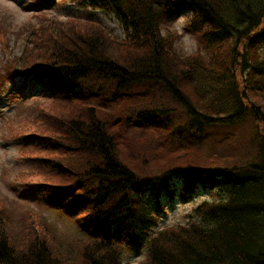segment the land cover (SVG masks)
<instances>
[{"label": "trees", "instance_id": "16d2710c", "mask_svg": "<svg viewBox=\"0 0 264 264\" xmlns=\"http://www.w3.org/2000/svg\"><path fill=\"white\" fill-rule=\"evenodd\" d=\"M89 2L125 36L90 18L48 17L41 0L30 45L0 69V90L31 75L61 98L100 99L37 105L28 132L44 157V201L55 198L85 233L83 262L123 264L118 244L145 243L141 264H264V0ZM184 6L201 48L185 56L163 27ZM108 83L125 100L115 112L103 105L115 102L102 91ZM137 127L140 135L128 131ZM174 177L190 192L208 186L214 198L150 235ZM21 219L16 238L0 214V264H69L39 217Z\"/></svg>", "mask_w": 264, "mask_h": 264}, {"label": "rangeland", "instance_id": "374dc122", "mask_svg": "<svg viewBox=\"0 0 264 264\" xmlns=\"http://www.w3.org/2000/svg\"><path fill=\"white\" fill-rule=\"evenodd\" d=\"M49 2V8L44 11L48 17L60 20L69 17L90 18L99 22L115 37L125 36L117 18L106 10L91 6L89 0H50ZM35 9V0H0V36L5 38L13 56H21L24 46H29L31 43L26 35L29 36L31 26H38L39 18L33 13ZM191 17L192 10L188 6L179 7L163 26L177 35L175 49L183 56L201 50L197 36L186 27ZM257 45L264 55V42L260 39ZM5 58L1 49V69ZM19 81L18 79L16 82ZM45 83L28 81L22 91L12 93L10 92L12 87L8 86L4 93H0V202L3 203L0 205L2 209L0 214L6 218L10 231L16 238L19 237L23 227L21 219L23 212L30 213L33 218L39 217L38 221L47 228L52 242L68 259L69 264H86L79 251L86 240L85 233L80 230L70 214L63 212L55 198L52 199L53 204H47L38 186L42 178L38 171L43 169L41 161L44 157L35 154V149L40 145L36 143L37 138L28 135L29 131L36 128L31 119L40 114L37 105L47 107L61 98ZM106 87L107 89L102 91L115 102H105L103 105L115 112L125 100L119 99L120 97L115 98L118 95L115 85L108 83ZM65 99L64 102L76 99L78 102L88 101L96 105L100 102L99 98L84 96L82 93L73 95L71 99ZM128 131L131 134L135 132L136 135L143 133L138 127ZM212 198L213 191L208 186L197 187L190 192L183 188L182 180L174 177L160 194V207L157 218L150 227V234L165 227L185 223L186 214L193 206L203 199ZM120 248V257L124 264H141L146 258L147 247L144 244L136 249L121 244Z\"/></svg>", "mask_w": 264, "mask_h": 264}]
</instances>
